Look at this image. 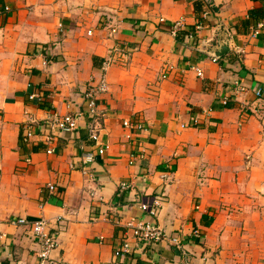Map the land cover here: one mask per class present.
<instances>
[{
    "label": "crops",
    "instance_id": "crops-1",
    "mask_svg": "<svg viewBox=\"0 0 264 264\" xmlns=\"http://www.w3.org/2000/svg\"><path fill=\"white\" fill-rule=\"evenodd\" d=\"M109 56L95 141L84 92ZM54 111L78 127L54 132L47 154ZM263 121L264 0H0V264L38 261L16 221L39 217L58 234L50 264H263ZM162 193L149 217L140 205ZM132 219L183 247L164 239L143 254ZM124 240L132 252L115 257Z\"/></svg>",
    "mask_w": 264,
    "mask_h": 264
},
{
    "label": "built area",
    "instance_id": "built-area-1",
    "mask_svg": "<svg viewBox=\"0 0 264 264\" xmlns=\"http://www.w3.org/2000/svg\"><path fill=\"white\" fill-rule=\"evenodd\" d=\"M160 21L163 22L164 19L160 18ZM261 27L262 25L258 24V27L254 29L252 34L256 35L258 33V29ZM216 59V57H213V60ZM114 63L115 60L112 56L106 58L101 65V74L98 76L97 79L93 80L88 85L84 92V98L86 100L88 108L87 130L89 133V137L95 141H98L99 139V131L101 128L100 121L105 118V110L102 106L101 100L104 94H106L109 90V83L107 80V69ZM196 71L198 76H202V71L200 69H196ZM240 89L243 88L240 87ZM256 94L260 96L261 91L257 90ZM30 99H40V96L33 94L30 96ZM77 119L78 116L71 113L59 114L56 111L50 113V117L47 119L49 132L44 135V144L46 146L45 152L47 154H52L55 152L53 145L55 139L54 132L75 131L78 127ZM122 124L125 128H142L141 122L132 123L128 119L123 120ZM260 128L262 134H264V121L261 123ZM34 135L35 132H33V126L31 124H26L25 126H23V130L21 133V140L23 142H28ZM107 147V145H104V147H99L96 151L97 154H102ZM82 159L84 163H91L95 159V153L93 151H86L82 154ZM26 161H29V158H27ZM119 186L122 190L128 188L130 184L127 182H121ZM47 189L50 192H55L57 190L56 184L48 183ZM163 201L164 197L162 193L154 196L152 204L147 205L143 203L140 205V207L146 211L149 217L155 218L159 213ZM16 222L29 226L31 236L34 240H36L39 246V249L37 251L38 261L36 263L30 264L52 263L51 253L58 245L57 230H49L48 222L46 221V219H44V217H39L38 219L33 220L31 222H27L25 218H19ZM125 226L127 228V231L131 232V236L135 239L137 245L142 248L143 254H149L152 245L163 241L164 239H168L171 244L175 245L176 247H183L178 236H169L154 222L132 219L127 221ZM194 232L197 234V230H195ZM131 252L132 246L129 244L128 241L124 240L114 250V256H123L126 254H130ZM184 264L191 263L187 260Z\"/></svg>",
    "mask_w": 264,
    "mask_h": 264
},
{
    "label": "water",
    "instance_id": "water-1",
    "mask_svg": "<svg viewBox=\"0 0 264 264\" xmlns=\"http://www.w3.org/2000/svg\"><path fill=\"white\" fill-rule=\"evenodd\" d=\"M229 38H230V33H227V35H226V40H225V41H228ZM226 44H227V42L224 43V46H221V47H220V50H219V51L214 52V53L212 54L213 57L219 58V57H221L223 54H225V53L228 51V46H227Z\"/></svg>",
    "mask_w": 264,
    "mask_h": 264
},
{
    "label": "trees",
    "instance_id": "trees-1",
    "mask_svg": "<svg viewBox=\"0 0 264 264\" xmlns=\"http://www.w3.org/2000/svg\"><path fill=\"white\" fill-rule=\"evenodd\" d=\"M260 9H257V10H252L250 13H249V17H253L254 19H259L260 17ZM179 34L176 35V37L178 38Z\"/></svg>",
    "mask_w": 264,
    "mask_h": 264
}]
</instances>
